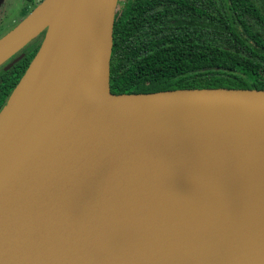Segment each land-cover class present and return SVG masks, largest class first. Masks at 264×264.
Here are the masks:
<instances>
[{"label": "water", "instance_id": "1", "mask_svg": "<svg viewBox=\"0 0 264 264\" xmlns=\"http://www.w3.org/2000/svg\"><path fill=\"white\" fill-rule=\"evenodd\" d=\"M118 2L0 37L1 65L46 30L0 113V264H264V90L113 94Z\"/></svg>", "mask_w": 264, "mask_h": 264}, {"label": "trees", "instance_id": "2", "mask_svg": "<svg viewBox=\"0 0 264 264\" xmlns=\"http://www.w3.org/2000/svg\"><path fill=\"white\" fill-rule=\"evenodd\" d=\"M38 49L0 65V113ZM109 77L113 94L264 90V0H119Z\"/></svg>", "mask_w": 264, "mask_h": 264}, {"label": "flooded vegetation", "instance_id": "3", "mask_svg": "<svg viewBox=\"0 0 264 264\" xmlns=\"http://www.w3.org/2000/svg\"><path fill=\"white\" fill-rule=\"evenodd\" d=\"M43 0H0V28L6 26L8 23V30L0 35L3 36L9 30L14 28L22 19H24L35 7ZM10 9H16L12 14ZM26 11L25 14H22ZM10 20V21H9ZM46 30L41 31L35 38H33L23 49L18 53L20 54L24 49L30 51L34 47H40L44 39ZM29 51V52H30ZM18 54V55H19Z\"/></svg>", "mask_w": 264, "mask_h": 264}, {"label": "rangeland", "instance_id": "4", "mask_svg": "<svg viewBox=\"0 0 264 264\" xmlns=\"http://www.w3.org/2000/svg\"><path fill=\"white\" fill-rule=\"evenodd\" d=\"M15 10L16 9H10L9 11H10V13H14L15 12ZM10 21V20H9ZM9 24V23H8ZM8 24L6 25V26H4V27H2V28H0V35L2 34V33H4L6 30H8ZM10 25V24H9Z\"/></svg>", "mask_w": 264, "mask_h": 264}]
</instances>
